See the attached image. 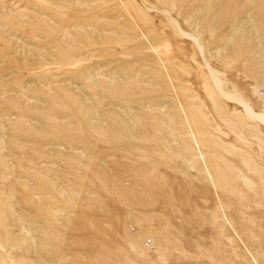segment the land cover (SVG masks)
<instances>
[{"label":"rangeland","instance_id":"374dc122","mask_svg":"<svg viewBox=\"0 0 264 264\" xmlns=\"http://www.w3.org/2000/svg\"><path fill=\"white\" fill-rule=\"evenodd\" d=\"M0 264H264V0H0Z\"/></svg>","mask_w":264,"mask_h":264},{"label":"bare ground","instance_id":"6f19581e","mask_svg":"<svg viewBox=\"0 0 264 264\" xmlns=\"http://www.w3.org/2000/svg\"><path fill=\"white\" fill-rule=\"evenodd\" d=\"M219 82V81H218ZM220 83V82H219ZM221 84V83H220ZM221 88V87H220ZM247 111H248V114L249 115H253V113H252V111L250 110V108L249 107H247ZM256 116V115H255Z\"/></svg>","mask_w":264,"mask_h":264}]
</instances>
